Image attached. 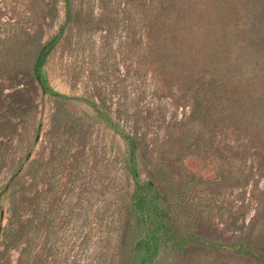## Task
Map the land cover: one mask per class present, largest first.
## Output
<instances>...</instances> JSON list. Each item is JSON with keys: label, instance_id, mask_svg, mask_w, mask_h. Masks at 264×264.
<instances>
[{"label": "rangeland", "instance_id": "1", "mask_svg": "<svg viewBox=\"0 0 264 264\" xmlns=\"http://www.w3.org/2000/svg\"><path fill=\"white\" fill-rule=\"evenodd\" d=\"M221 1L227 27L220 32L238 29L237 19L244 29H262L249 3ZM154 3L70 0L68 19L65 0H0V65L10 61L0 71V253L8 264H119L122 256L130 263L144 256L135 245L145 230L127 215L134 185L124 143L104 115L139 134L141 180L155 181L182 208L169 206L173 226L233 248L177 251L160 242L151 264H258L232 251L240 245L264 254V138L233 122L206 126L193 112L194 96L165 82L159 30L150 29ZM62 26L45 72L56 91L77 100L58 103L10 69L12 58L32 49V34L46 42ZM225 41L244 43L233 33ZM213 63L226 71L232 61Z\"/></svg>", "mask_w": 264, "mask_h": 264}, {"label": "trees", "instance_id": "2", "mask_svg": "<svg viewBox=\"0 0 264 264\" xmlns=\"http://www.w3.org/2000/svg\"><path fill=\"white\" fill-rule=\"evenodd\" d=\"M153 1L154 16L150 29L159 30L157 52L165 68L163 71H166L165 82H173L172 86L176 91L189 92L194 96L193 112H197L196 118L206 123V126L213 122H233L250 132L252 137L264 138V70L260 69V63L264 60V0H243L244 7L248 3V6L253 7L251 19L253 17L255 24L261 25L262 29H244L245 26H240L244 21L237 19L234 21V27L237 26L238 29H230L226 33L220 32L227 27L219 17L224 13L221 0ZM65 3L66 16L69 19L70 0H65ZM242 17L243 15L240 16ZM209 29H216L212 43ZM65 32V26H62L59 32L46 42H42L40 36L32 34V49L27 51L31 58L27 55L17 57V61L12 58L10 69V76L21 75L32 79L44 95L58 103L76 99L56 91L45 72L48 59L62 41ZM231 33L234 38L244 40V43L239 45L230 41L220 42L222 36ZM204 43H207L206 48L202 47ZM199 52L202 56L201 62L197 60ZM226 58L232 61L226 71L225 67L214 66V61L220 62ZM206 59L209 61L206 62ZM9 63L8 59L4 60L0 71ZM250 108L251 111H248ZM103 118L124 143L125 171L134 185L127 215H133L139 227L145 230L135 245V251L143 250L144 256H134L131 263L130 259L127 261L125 256H122L119 258V264H151L154 259L151 250L160 242L165 245L167 242L177 251H183L192 245L216 251L233 249L231 245L220 244L206 236L182 235L181 231L173 226L169 206L171 210L173 206L180 210L182 208L175 201L171 206V199L166 193L158 191L159 187L155 181L141 180L136 161L140 146L139 134L136 130L128 131L120 123H114L109 116L104 115ZM18 176L19 173L13 176L8 190L17 181ZM0 215H3L2 211ZM3 233L6 238L8 229H4ZM232 251L250 257L255 263L264 264V254L254 247L240 245L239 249ZM0 264H8L4 252L0 253Z\"/></svg>", "mask_w": 264, "mask_h": 264}]
</instances>
